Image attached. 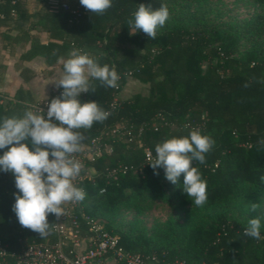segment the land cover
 I'll return each instance as SVG.
<instances>
[{"label":"trees","instance_id":"obj_1","mask_svg":"<svg viewBox=\"0 0 264 264\" xmlns=\"http://www.w3.org/2000/svg\"><path fill=\"white\" fill-rule=\"evenodd\" d=\"M11 1L0 7V27L9 28L7 21L13 14L15 21L26 22L25 28H11L14 36L6 37L9 46L17 42L29 45L22 54L24 59L41 57L47 66L62 61L64 72L70 53L80 49L101 66L114 65L120 75L116 88L89 77L95 92L78 97L81 103L97 102L110 115L103 123L80 130L85 138L79 153L89 152L90 140L96 138L100 155L83 158V178L75 185L86 192L85 199L72 208L77 238L87 242L92 235L88 220L100 225L95 220L99 213L136 198H161L164 190L175 189L186 203L183 176L173 185L163 168L155 170L157 175L147 163L155 156L158 143L199 129L215 141L205 154V163L193 162L207 181V203L197 208L206 216V225H191L190 215L178 230L175 222L168 220L162 244L157 247L141 235L131 237L108 224L100 226L118 238L124 251L153 256L157 264H264V221L261 239L255 240L243 235L249 220L242 223L226 217L231 201L237 200L252 214L251 205H259L264 194V144L259 143L264 140V49L254 45L241 56L235 55L241 37H264V16L231 29H210L206 25L210 8L180 4L176 12L168 8L169 19L157 29L156 38L149 39L128 21L134 20L140 4L157 10L166 0H112V7L103 14L91 13L78 0H67L66 11L52 12L42 3L31 13L26 8L30 0ZM176 2L170 0L169 4ZM256 2L264 8V0ZM76 8L79 16L72 13ZM41 33L47 37L45 43L39 40ZM20 75L24 81L33 77L26 69ZM128 80L145 85L147 93L119 98ZM3 99L0 95V120L22 117L34 103L22 87L11 102ZM6 150H0V155ZM14 194H18L14 176L0 171V242L6 251L18 253L33 243L54 244V216L49 214L52 225L49 234L41 238L18 222L12 210ZM179 238L180 251L176 248ZM70 247L67 241L65 251Z\"/></svg>","mask_w":264,"mask_h":264},{"label":"clouds","instance_id":"obj_2","mask_svg":"<svg viewBox=\"0 0 264 264\" xmlns=\"http://www.w3.org/2000/svg\"><path fill=\"white\" fill-rule=\"evenodd\" d=\"M79 2L95 14H103L112 7V0ZM168 19L166 6L152 10L150 6L140 4L134 13V20L130 19L128 24L143 31L149 39H155L157 29L162 28ZM63 70L64 75L57 82L63 91L59 97L51 99L46 113L39 108L37 113L27 111L22 117L11 116L0 120V150L7 148L0 155V171L10 172L18 189V194H14L12 210L21 226L38 233L41 238L49 234L52 225L47 219L49 214L59 219L64 214L61 206L65 202L85 199L84 189L73 184L83 167L74 158L85 138L80 130L90 129L95 122L103 123L110 115L97 102L81 103L78 97L84 92H95L89 77L111 88L118 87L120 80L114 65L101 66L95 57L80 49L70 53ZM214 143L210 136L193 129L188 136L158 143L155 156H150L147 164L157 175L155 170L163 168L165 178L173 185H177L183 176V192L192 198L197 207H202L208 200L207 181L193 162L205 163V154L211 151ZM259 143L264 144V140ZM261 180L264 181V176ZM258 207V204H252L251 211L255 212ZM260 229V219L252 218L243 235L259 240Z\"/></svg>","mask_w":264,"mask_h":264},{"label":"rangeland","instance_id":"obj_3","mask_svg":"<svg viewBox=\"0 0 264 264\" xmlns=\"http://www.w3.org/2000/svg\"><path fill=\"white\" fill-rule=\"evenodd\" d=\"M166 0L162 5L171 8L176 12L180 4H198L201 7L210 8L207 27L234 28L235 25L264 16V8L256 0H177L173 5ZM259 46L264 49V37L254 38L243 36L237 43L236 56H241L251 46ZM164 197L161 198H136L127 204H119L113 210L99 213L95 219L101 226H108L115 231H120L131 237L141 235L152 240L153 246H159L164 239V231L167 228V221L173 220L178 230L184 225L186 218L190 219L191 225L196 223L207 224L208 220L201 211L197 210L191 197L185 195L186 203H182V194H175V189L164 190ZM228 219H236L245 223L252 218H259L264 221V194L260 197L259 207L252 214L244 211L237 200L229 203L226 212ZM182 230V229H181ZM178 251L182 249L180 238L176 240Z\"/></svg>","mask_w":264,"mask_h":264},{"label":"built area","instance_id":"obj_4","mask_svg":"<svg viewBox=\"0 0 264 264\" xmlns=\"http://www.w3.org/2000/svg\"><path fill=\"white\" fill-rule=\"evenodd\" d=\"M7 0H0V7ZM12 0L11 2H13ZM49 11H66L69 9L67 0H39ZM79 1V0H78ZM80 3V2H79ZM79 16L78 8L72 11ZM0 18L2 15L0 14ZM63 90L57 88L53 95L45 100L29 105V111L34 113L42 108L47 111V106L52 98L59 97ZM96 138L90 140L87 147L89 152L74 154V158L83 164L84 157L92 159L100 155V149L96 144ZM51 159V157H49ZM83 166V165H82ZM83 168V167H82ZM82 175L73 181L74 186L82 180ZM77 202H65L61 207L64 214L57 219L54 215L52 230L56 235L54 244H28L20 252L8 253L6 246L0 242V264H157L155 258L143 257L139 254L124 251L118 243V238L106 232L100 225L90 222L89 232L92 233L87 242L77 238V232L73 230L76 225L72 208ZM71 242V247L65 251L66 242ZM174 264H185L176 261Z\"/></svg>","mask_w":264,"mask_h":264},{"label":"crops","instance_id":"obj_5","mask_svg":"<svg viewBox=\"0 0 264 264\" xmlns=\"http://www.w3.org/2000/svg\"><path fill=\"white\" fill-rule=\"evenodd\" d=\"M41 5L42 3L38 0H30L26 4V8L31 13ZM16 18V14H13L7 21L9 28L0 27V95L3 96L4 103H9L13 100V96L18 88L22 87L35 103L47 99L58 88L57 82L64 75V72L60 68L62 61L57 65L47 66L41 57H34L29 60L22 57V54L29 48L27 43L22 45L17 42L16 45L9 46L6 37H12L15 34L11 28L26 27V22L21 20L15 21ZM39 40L41 43H45L47 40L46 35L41 33ZM25 69L33 73V77L28 81H24L20 75V72ZM85 74L87 75V71ZM133 93L145 95L147 93L146 86L136 81L128 80L122 91L118 94V97L125 99ZM81 147V149L84 148V146Z\"/></svg>","mask_w":264,"mask_h":264}]
</instances>
